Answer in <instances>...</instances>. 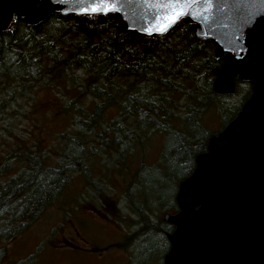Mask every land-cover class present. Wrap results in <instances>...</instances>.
I'll return each mask as SVG.
<instances>
[{
    "label": "trees",
    "instance_id": "1",
    "mask_svg": "<svg viewBox=\"0 0 264 264\" xmlns=\"http://www.w3.org/2000/svg\"><path fill=\"white\" fill-rule=\"evenodd\" d=\"M40 2L32 0L34 5ZM122 26L118 15L108 12L51 14L34 25L14 17L6 30H0V92L11 91L13 84L17 91L30 94L27 87L33 83L52 86L61 78L77 88L76 95L66 98L65 109L85 114L75 119L83 129L80 138L67 136L56 165L40 151L12 153L13 159H20V168L0 181V241L36 220L73 172L83 173L90 186L97 187L87 175L86 152H94L106 167L110 163L121 166L135 144L154 132H163L158 164L136 170L125 199L137 216L132 222L141 225L132 235L142 231L135 264H164L174 225L164 215L162 221L151 215L178 211L179 183L193 172L197 155L207 150L209 137L237 115L251 94V83L236 77L233 93L215 92V71L227 56H217L216 44L196 36L194 25L185 17L153 37L125 33ZM241 83L245 90L240 91ZM87 94L98 99L89 111L77 104L78 97ZM238 94L239 100H229ZM110 106L117 113L104 123ZM210 108L221 120L218 131L209 132L201 123ZM84 135L94 136L88 146ZM141 168L145 169L140 172Z\"/></svg>",
    "mask_w": 264,
    "mask_h": 264
},
{
    "label": "water",
    "instance_id": "2",
    "mask_svg": "<svg viewBox=\"0 0 264 264\" xmlns=\"http://www.w3.org/2000/svg\"><path fill=\"white\" fill-rule=\"evenodd\" d=\"M81 0H0V30L14 17L27 24L51 14L83 15ZM122 31L145 37L159 9L151 0H118ZM255 12L252 19L248 13ZM196 36L212 40L217 56L226 55L215 71L214 90L231 94L234 80L251 83V94L237 115L211 135L207 150L197 155L193 172L178 186L175 214H164L174 225L164 264H264V2L204 0L186 14ZM149 31H145V29ZM256 39L250 41L249 37Z\"/></svg>",
    "mask_w": 264,
    "mask_h": 264
},
{
    "label": "rangeland",
    "instance_id": "3",
    "mask_svg": "<svg viewBox=\"0 0 264 264\" xmlns=\"http://www.w3.org/2000/svg\"><path fill=\"white\" fill-rule=\"evenodd\" d=\"M56 81L52 86L35 82L27 87L30 94L17 91L13 84L11 91L0 92L1 182L20 168V159H13V152L40 151L49 163L56 165L62 157L67 136L80 138L83 129L75 119L85 114L77 110L67 111L64 107L66 98L76 95L77 88L61 78ZM239 87L240 91L246 89L244 83ZM79 97L77 104L88 111L98 101L88 94ZM240 97L238 94L229 100L236 101ZM116 113L117 109L110 106L102 122L108 123ZM201 123L209 132L218 131L221 126L213 108L203 114ZM100 130L101 127H97V131ZM93 137L84 135L85 146ZM163 137V132H154L142 143L135 144L132 151L126 153L125 164L121 163V166L110 163L106 167L100 164L101 160L94 152H86L84 163L90 165L87 175L97 187L90 186L83 173L73 172L62 191L36 220L10 239L0 241L3 256L0 263L135 264V248L142 231L132 235L135 230H140L141 225L132 222L137 216L130 211L125 199L126 188L136 179L138 168L158 164ZM164 213L156 211L151 217L155 215L162 221Z\"/></svg>",
    "mask_w": 264,
    "mask_h": 264
},
{
    "label": "snow or ice",
    "instance_id": "4",
    "mask_svg": "<svg viewBox=\"0 0 264 264\" xmlns=\"http://www.w3.org/2000/svg\"><path fill=\"white\" fill-rule=\"evenodd\" d=\"M82 3H87V7H81L82 13L88 14H107L110 11H119L117 7L118 0H81ZM148 2V0H146ZM198 0H151L152 6L159 9L156 16V25L151 31L164 32L167 31L173 24L180 20L186 14H192L193 6ZM264 2V0H261ZM204 3H209V0H204ZM256 15L255 12L248 13V19ZM149 31V29H145ZM264 39V36L260 37ZM256 37L250 36L249 40L252 41Z\"/></svg>",
    "mask_w": 264,
    "mask_h": 264
}]
</instances>
